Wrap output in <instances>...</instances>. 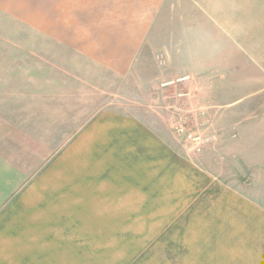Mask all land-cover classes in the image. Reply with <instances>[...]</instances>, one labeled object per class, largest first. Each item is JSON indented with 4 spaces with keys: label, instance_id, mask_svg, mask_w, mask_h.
Returning a JSON list of instances; mask_svg holds the SVG:
<instances>
[{
    "label": "rangeland",
    "instance_id": "obj_1",
    "mask_svg": "<svg viewBox=\"0 0 264 264\" xmlns=\"http://www.w3.org/2000/svg\"><path fill=\"white\" fill-rule=\"evenodd\" d=\"M144 15L148 21L153 17V29L120 87L99 100H109L142 121L181 160L194 162L201 173L206 170L211 193L202 175L193 178L183 167L173 179H156V185L134 184L130 190L139 193L127 195L131 200L125 210L116 211L117 223L100 226V233L112 240L93 243L94 264H264V153L259 148L257 156L251 147L239 145L237 133L241 136L242 131L235 124L242 118L241 106L221 105L234 98L217 92L220 83L215 76L216 81L185 79L161 85L203 69L208 47L213 75L218 73L220 56L227 54L224 63L230 68L242 64V47L257 53L264 39V0H0V61L15 59L13 72L4 65L2 73L13 82L0 81V90L20 93L14 98L20 110V131L16 135L14 130V137L25 151L43 149L34 145V131L28 133L32 115L26 113L28 101L21 93L35 90L40 95L57 85L48 81L54 68L43 65V58L56 52L46 48V42L61 34L89 42L105 37L123 42L127 25H139ZM45 29L52 34L45 35ZM28 43L35 47V68L33 60L26 59L27 49H21ZM162 59L165 64L157 65ZM29 77L35 81L29 83ZM228 78L223 88L243 92L235 83L241 74ZM205 85L208 89L203 92ZM11 101L6 97L0 101L8 127ZM31 101L43 104L38 96ZM89 108L83 109L85 119ZM63 113L62 124L55 120L57 114L50 115L54 138L74 116ZM11 134L10 128L4 130L5 138L11 139ZM11 149L5 144L6 154ZM25 158L19 159L22 168ZM35 166L38 170L42 163Z\"/></svg>",
    "mask_w": 264,
    "mask_h": 264
},
{
    "label": "crops",
    "instance_id": "obj_2",
    "mask_svg": "<svg viewBox=\"0 0 264 264\" xmlns=\"http://www.w3.org/2000/svg\"><path fill=\"white\" fill-rule=\"evenodd\" d=\"M144 18L141 16L137 26L127 25V39L123 42L110 37L89 42L61 34L53 42L45 43L46 48L56 51L51 54L56 57L43 58V65L54 68L48 81L57 85L40 95L35 90L21 93L28 101L26 113L32 115L33 124H29L28 133L34 131L37 136L34 145H42L43 149L35 152V148L26 151L21 148L14 137V130L16 135L20 131L19 101L14 98H19L20 93L13 89L0 90V101L4 97L12 99L6 111L11 115V127L5 126V107L0 104V264H94L97 254L93 243L112 240L109 234L100 233V226L117 223L116 211L125 210V203L131 200L127 195L139 193L131 191V186L156 185V179H173L181 167L193 178L202 175L211 193V176L206 170L201 173L194 162L181 160L142 121L117 109L109 100H99L115 92L129 74L137 51L153 29V17L150 21L145 15ZM43 32L52 34L48 29ZM21 49H27L26 59L29 62L31 58L35 68L33 44ZM30 49H33L31 56ZM210 49L208 55L206 52L203 55V69L189 72L186 77L162 81L161 85H173L185 79L206 82L217 77L220 83L217 92L234 98L221 105L241 106L242 118L235 124L242 131L241 136L237 133L239 145L251 147L253 154L259 156V148L264 153V39L257 53L242 47L245 51L242 64L235 67L228 68L224 63L227 54L226 60L224 55L217 58L221 64L214 75ZM223 49L226 50L225 46ZM14 60H5L6 64L0 61L1 82H13V78L4 79L2 73L4 65L11 66L13 72ZM162 61L156 64H165ZM234 73L242 75L235 82L243 87L241 93L233 94L223 88ZM27 81L33 82L35 77ZM207 89L205 85L203 92ZM37 96L43 100L38 106L35 100L31 101ZM94 99L98 102H93ZM85 107H91L86 111L90 114L86 119ZM63 111L74 116L68 119L65 129H59V137L54 138L50 115L57 114L54 118L62 124ZM9 128L11 139L4 137V130ZM5 144L12 148L11 153H5ZM21 156L27 161L23 168L19 163ZM35 162L42 163L38 170Z\"/></svg>",
    "mask_w": 264,
    "mask_h": 264
}]
</instances>
